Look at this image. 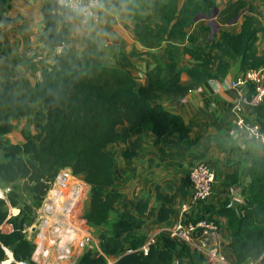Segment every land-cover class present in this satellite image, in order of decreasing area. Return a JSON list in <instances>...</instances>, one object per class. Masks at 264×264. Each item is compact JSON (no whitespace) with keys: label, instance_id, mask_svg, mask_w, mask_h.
<instances>
[{"label":"trees","instance_id":"1","mask_svg":"<svg viewBox=\"0 0 264 264\" xmlns=\"http://www.w3.org/2000/svg\"><path fill=\"white\" fill-rule=\"evenodd\" d=\"M144 1L159 20H138L135 35L148 48L160 46L163 41L185 40L187 45L182 53L194 61L183 70L190 77L189 86L181 85L182 70L178 69L173 56L168 64L157 63L148 70L147 85L137 87L122 69L130 66L125 59L121 67L106 65L94 40H84L88 50L74 51L69 45L72 27L66 18L70 13L56 0H45L40 9L42 33L39 40L45 50L59 49L51 64L26 53L9 56L0 45L4 76L0 81V137L11 133V120L19 118L33 116L36 129L35 134L22 133V144L0 147L3 154L0 182L13 185L17 180H24L34 202L32 210L26 206V212L19 209L17 215L11 216L6 207H18V194L11 189L5 199L0 198V227L4 223L12 227L10 232L0 231V263L6 260V250L15 261L30 259L33 246L25 239L23 230L33 221L34 209L41 204L56 174L70 168L90 187L86 210L78 220L92 229L107 227L96 237L102 254L85 252L76 264H107L111 256L115 258L113 264H173L174 260H178V264H207L186 246L166 237H161L160 246H151L147 255L134 251L143 239L142 216L153 209L141 198L122 203L116 209L122 196L112 191L117 180L115 160L106 153V148L120 140L118 127L124 124L138 129L149 127L156 141L168 133L175 135L174 144L188 139L191 129L179 115L164 109L162 100L180 97L189 87L202 82L223 79L234 58L241 60L243 71L264 65V57L256 49L262 28L254 27L255 7L246 0H228L221 4L218 3L221 0H184L179 10L176 0ZM10 8V0H0V21L10 20ZM215 8L218 9L217 21L222 26L243 17L238 34L219 30L218 38L214 33L210 37L211 28L194 21L196 15H209ZM187 29L191 33L188 34ZM38 69L41 80L33 84L26 73L34 75ZM257 117L264 134V99L257 108ZM140 145V137H137L121 151V157L134 158ZM239 177L248 178L250 184L241 192L238 215L229 208L228 200L220 203L218 211L209 206H205V211L211 216L217 213L226 218L230 231L227 247L236 264L250 260L264 264V152L251 159L240 173L227 175L225 187L234 184ZM155 191L159 202L157 219L165 222L173 215L169 207L173 201L178 197L187 198L188 176L171 196H163L158 186ZM113 212L117 215L111 220ZM129 249L133 252L127 253Z\"/></svg>","mask_w":264,"mask_h":264},{"label":"crops","instance_id":"2","mask_svg":"<svg viewBox=\"0 0 264 264\" xmlns=\"http://www.w3.org/2000/svg\"><path fill=\"white\" fill-rule=\"evenodd\" d=\"M44 1L10 0L8 17L11 20L1 26L5 27L13 20L28 24L25 32L18 34L25 37L23 44L27 46L32 39L42 33L40 9ZM226 1L228 0H221L218 3ZM246 1L255 7L254 27L262 28L258 33L256 49L258 54L264 57V0ZM183 3L184 0H176V9L179 10ZM70 15L66 14V18L72 27L69 41L74 51L79 49L78 53H81L88 50L84 40H94L103 54L106 65L113 68L121 67L122 59H125L130 66L122 69L133 78L137 87L147 85L148 70L153 69L157 63L168 64L173 56L177 61L178 69L182 70L181 85L189 86L190 77L183 70L194 61L187 54L182 53L183 47L187 45L185 40L163 41L160 46L148 48L135 35L134 26L138 20L150 19L153 22L159 20L158 16L151 13L144 0H104V5L99 11L98 23L88 26L81 25L77 16L74 15L72 18ZM214 21L218 30L214 34L218 38L219 30L233 35L238 34L243 17L224 26L218 23L216 17ZM173 23L174 21L170 23V27ZM200 25H207V21ZM186 32L189 34L191 30L187 29ZM4 39L6 40V36L2 37L0 44L3 45ZM40 45L44 48L42 43ZM170 46L172 48L168 52ZM53 53L58 54L59 49L54 50ZM243 70L241 60L234 58L228 74L217 83L202 82L198 86L189 87L180 97L162 100L163 108L179 115L185 125L191 129L189 138L180 144H174L173 133H168L156 141L149 127L138 129L128 124L118 127L120 140L106 148V153L115 160L114 171L117 180L112 186V191L122 196L117 204L119 207L122 203L141 198L153 209L151 213L147 212L142 216L144 225L140 233L143 237L181 220L180 205L184 200L181 197L175 199L169 206L173 209V215L167 221L162 222L157 219L159 202L156 200L155 186L159 187V192L163 196H171L181 181L187 178L190 167L199 160L206 162L214 175L211 195L206 206L218 211L220 203L226 200L237 199L242 202L241 192L249 187V179L239 177L234 184L225 187L226 177L235 171L240 173L251 159L262 156L264 152L263 145L247 140L235 125L240 115L248 113L246 107L242 109V113L235 110L239 106L244 87L231 86L232 82L242 75ZM137 137H140L141 143L138 154L132 159L122 158L121 151ZM212 218L222 228L220 237L214 236L212 243L224 250L229 264H236L234 255L227 247L230 231L226 218L217 213L212 214Z\"/></svg>","mask_w":264,"mask_h":264},{"label":"built area","instance_id":"3","mask_svg":"<svg viewBox=\"0 0 264 264\" xmlns=\"http://www.w3.org/2000/svg\"><path fill=\"white\" fill-rule=\"evenodd\" d=\"M56 1L68 13L77 16L83 26L98 23L99 11L104 5L102 0H97V6L89 9L92 15L85 16L75 11L68 0L64 4ZM90 3L91 0H79L80 7H88ZM231 86L244 87L235 110L242 113L244 107L248 109L247 114L236 119L237 130L247 140L264 146V134L257 117V108L264 99V65L244 71ZM188 179L189 194L180 205L181 220L143 237L134 251L147 255L151 246H160L161 237H166L186 246L207 264H229L224 250L212 243L214 236L220 237L221 225L205 211L214 180L209 165L203 160L197 161L190 167ZM89 190V185L81 176L75 175L70 168L61 169L50 183L41 204L34 209L33 221L23 230L25 239L33 246L30 259L15 261L10 251L6 250L9 264H76L85 252L102 254L99 243L93 242L92 228L78 220L83 214V207L88 204ZM173 264H178V260H174ZM245 264H259V260H250Z\"/></svg>","mask_w":264,"mask_h":264},{"label":"rangeland","instance_id":"4","mask_svg":"<svg viewBox=\"0 0 264 264\" xmlns=\"http://www.w3.org/2000/svg\"><path fill=\"white\" fill-rule=\"evenodd\" d=\"M9 13V12H8ZM10 18V17H9ZM11 20V19H10ZM9 20H2L0 21V43H2L1 39L3 36H6V40H3V45L2 44L1 48L9 55V56H18L23 53H26L29 57L37 60L44 61L45 63L51 64L53 56L55 55L53 51H48L45 50L41 45H40V40L39 37H36L32 39V42L28 44L27 46L23 44V40H25V37H21L18 34L22 32H25V30L28 28V24H24L23 22L19 20H13L6 24L5 27L1 26L4 25L5 22ZM201 24H205V20L200 21ZM217 28L213 31V33H217ZM5 41V43H4ZM69 45H71V42L69 41ZM17 48L15 49V47ZM73 48V46H72ZM74 50V49H73ZM77 52H79V49H76ZM1 63V62H0ZM20 73H23L22 69H19ZM26 76L30 78L31 82L33 84L39 82L41 80L40 76V69H38L37 73L34 75H30L26 73ZM4 76L2 75V68L0 65V81H3ZM11 123L13 124V130L11 133L3 135L0 137V147L5 145V144H22L24 142V138L22 133H29V134H35L36 129L34 126V118L29 117V118H19L15 120H11ZM0 161H3V154L0 151ZM14 189L15 192L19 196V204L18 207H11L7 206L6 209L8 210L9 214L11 216H15L19 213V209H24L26 212V206L29 207L31 210L34 207V202L32 201L30 195L28 194L26 190V182L24 180H17L13 185H6L0 182V198L5 199L8 192ZM87 207V205H86ZM86 207H83V213L86 210ZM119 205H117L116 209H119ZM116 212H113L110 214V219H116ZM107 227L102 226V227H97L92 229L93 230V242L95 243L98 240L96 237H99V234L101 231H104ZM12 227L11 225L4 223L0 227V231L7 233L8 230L9 232L11 231ZM142 235V234H141ZM100 248V247H99ZM108 263L107 264H113L115 258L113 256L107 258ZM8 264V256L6 257V261ZM1 264V263H0Z\"/></svg>","mask_w":264,"mask_h":264},{"label":"water","instance_id":"5","mask_svg":"<svg viewBox=\"0 0 264 264\" xmlns=\"http://www.w3.org/2000/svg\"><path fill=\"white\" fill-rule=\"evenodd\" d=\"M218 13V9L215 8L209 15H196L194 18L195 22H198L200 20H205L207 21V25L211 28V34L210 37L213 34V31L217 28V25L214 21L216 14ZM240 205V201L237 199L231 200L229 203V208H231L237 215H238V207Z\"/></svg>","mask_w":264,"mask_h":264},{"label":"clouds","instance_id":"6","mask_svg":"<svg viewBox=\"0 0 264 264\" xmlns=\"http://www.w3.org/2000/svg\"><path fill=\"white\" fill-rule=\"evenodd\" d=\"M61 4L65 3V0H60ZM68 3L70 6L73 7L75 11H77L80 14H83L85 16H90L92 13L89 11L90 8L97 6V0H91V3L88 5V7H80L79 6V0H68Z\"/></svg>","mask_w":264,"mask_h":264},{"label":"bare ground","instance_id":"7","mask_svg":"<svg viewBox=\"0 0 264 264\" xmlns=\"http://www.w3.org/2000/svg\"><path fill=\"white\" fill-rule=\"evenodd\" d=\"M6 261V260H5ZM1 264H7V262H2ZM8 264H9V259H8Z\"/></svg>","mask_w":264,"mask_h":264}]
</instances>
